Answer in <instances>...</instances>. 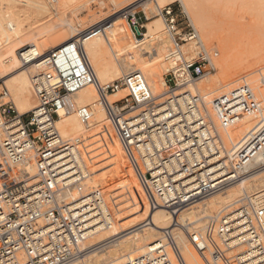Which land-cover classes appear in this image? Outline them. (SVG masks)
<instances>
[{
    "label": "built area",
    "instance_id": "1",
    "mask_svg": "<svg viewBox=\"0 0 264 264\" xmlns=\"http://www.w3.org/2000/svg\"><path fill=\"white\" fill-rule=\"evenodd\" d=\"M159 12L171 38L167 90L162 96L152 95L140 72L100 85L79 44L102 35L104 22L46 54L44 67L31 79L35 106L26 114H18L2 87L0 156L11 174H0V264H76L89 251L85 242L97 230L111 227V212L102 208L100 191L86 187L89 176L80 172L81 139H64L56 128L60 113L72 112L88 127L93 108L75 107L70 99L89 85L97 92V106L112 127L149 210L163 209L170 216L161 237L122 264H186L173 236L176 229L210 264L200 235L178 216L264 170V102L244 81L214 99L211 110L222 129H231L241 113L256 115L255 125L227 149L203 111V99L185 88L212 73L218 52L203 45L180 2ZM134 16L128 15L126 21ZM133 28L134 38H141L142 25L136 21ZM184 46L191 50L183 51ZM261 81L264 88V76ZM71 171L74 174L68 177ZM258 199L259 193L248 191L218 219V237L226 249L235 251L237 264H264V205Z\"/></svg>",
    "mask_w": 264,
    "mask_h": 264
},
{
    "label": "bare ground",
    "instance_id": "2",
    "mask_svg": "<svg viewBox=\"0 0 264 264\" xmlns=\"http://www.w3.org/2000/svg\"><path fill=\"white\" fill-rule=\"evenodd\" d=\"M139 1L137 3L138 7L142 6L144 9L147 8L150 10L151 14L153 10L148 8V6L151 2H154V10L160 16L159 11L161 8L158 7V3L155 0ZM183 1L185 0H181L182 4L184 3ZM257 2L262 10H264V0H257ZM43 6L45 5H42L40 0H0V38L1 33L3 32L6 37L5 42H7V48L4 50L0 49V81L4 80L8 76H11L6 82H10L9 84L11 89L15 94L17 102L16 111L19 115L25 114L30 109L27 96L29 94V88L32 81L31 79L35 77L36 74H38L44 67L43 59L46 54L62 43L76 39L81 34L80 31L78 32L77 30H74L73 33L77 32L74 35L75 37H73V35L72 37H66L64 40L56 44L53 41H49L47 38H42V36L33 35L32 26L39 23L37 18L42 16V13L46 12V9L44 8L47 7ZM183 7H185L184 4ZM3 19L4 23L2 24ZM112 20L113 19L108 22H104L103 20L98 21V23L94 25L104 22V33L102 35H96L86 41L81 40L79 44L101 86L108 84H102L105 80H112L113 77H116L117 75L123 76L131 72H140L144 76L146 69H148L147 71L150 72V76L152 78L159 77L161 73L159 67L161 62L160 58L161 54L165 50L167 53L164 57L165 65L163 71L167 73L170 69V63L167 60V57L168 52L171 49V38L167 32L162 33L160 26L157 23H148L146 28L142 25L144 31L142 32L141 38L137 39L134 38L133 32L130 29L131 34L135 39L134 44L136 45L127 46L123 41L125 39V33H122V29H119L120 31L116 33L113 29L118 25V23L117 21ZM150 20L151 18L147 16L146 21L148 22ZM124 27L129 35L127 26L124 25ZM197 34L199 35L198 31ZM15 46L18 47L19 50H11V48ZM182 49L183 51L191 50L187 46L182 47ZM103 50L109 54L114 61H116V70H113L108 64L107 59L103 58ZM144 55H148V57L146 56L148 60L145 59ZM3 56L5 57L1 59ZM166 61L168 63H165ZM19 62L22 63V65ZM19 64L20 66H18ZM7 66H10V68L7 69ZM213 68L214 70L211 74L216 72V65L214 62ZM10 71L12 73H9ZM198 81L190 83L186 86V91H189L191 94L200 95L199 87L194 86ZM242 81L249 85L245 79H242ZM146 83L154 97L165 94L166 91L161 94H156L155 87L147 80ZM211 91V88H209L205 91V95H200L204 103L203 111L214 123L220 138L228 149L231 145L238 142L255 125L256 115H250L244 119L243 122H240L241 124L235 129H222L211 110L212 103L209 102L210 99H208ZM115 95H111L109 100ZM70 100L75 107L87 105L93 108L92 121L88 127H83L73 112L60 113V119L56 122V128L60 136L64 139L77 138L76 136L81 133L83 128H87V130H91V128L93 129V133L90 135L85 136L82 134L85 137L81 153H83V160H85L83 161L84 165H82L81 162L79 163L80 172L89 177L92 176L91 173H94L99 177L101 176L103 182L100 184L106 185L107 181L104 173L105 165L103 161L104 158L102 156H107L106 160L108 158L115 161L123 179L126 181V184L121 185V189H125V195H128V198L131 199V204L133 206L129 210V215L133 219L142 220L136 224V226L119 232L117 227L121 223V216L116 207L114 205H110L111 209L109 208V210L111 212V227L109 229L97 230L96 233L85 242L84 246L88 248L89 251L86 252L84 258L76 264H122L123 261H126L128 258L140 256L149 244H151L156 238H160L161 231L169 227L170 216L163 209L150 211L148 208L147 211L148 204L147 201H145L146 198L145 196H142L139 186L135 183V175L133 176V171H131L125 163L127 160L125 161L123 158L124 154H122V149L118 139L114 134V131L104 112L97 106L98 97L95 88L91 85L86 86L74 93ZM87 165L89 166L87 167ZM29 170L33 174V169L30 168ZM1 173L11 174V171L6 166L4 159L0 156V174ZM73 174L74 172L71 171L68 177L73 176ZM262 174H264V170L250 178L238 182L237 184L241 183L239 185L234 184L230 186L223 193L213 194L202 203L182 212L178 216L179 222L183 223L185 221H189L191 224V230L200 235L206 249V259L210 264H235L232 261L233 257L225 256V252L235 253V251L232 249H226L222 245L218 237L217 228H215L213 224H215L216 221L218 223L220 214L234 206L241 196L249 189V191H256L259 193L258 201L261 205H264V178L260 177ZM91 181L93 180L91 179ZM238 191H243L244 193L237 198L236 192ZM101 196L104 200V206L102 208L104 209L105 206L109 207L107 206L102 193ZM221 206L223 207L219 211L218 216H215L213 213L214 209ZM144 222L148 223L140 225ZM144 230H148L146 231L147 233L142 234L139 237H134L135 233H141ZM175 231H177V229L173 230V236L185 263L200 264L199 260H201L204 264H206L201 255L189 246L185 234L181 231L175 234ZM153 235L155 239L148 244L147 241L153 237ZM97 236L98 238H96ZM221 246L224 249H222ZM217 257H219L218 260L216 259Z\"/></svg>",
    "mask_w": 264,
    "mask_h": 264
},
{
    "label": "rangeland",
    "instance_id": "3",
    "mask_svg": "<svg viewBox=\"0 0 264 264\" xmlns=\"http://www.w3.org/2000/svg\"><path fill=\"white\" fill-rule=\"evenodd\" d=\"M40 1L42 2V5H45L43 7L47 8H44L46 9V12L42 13L43 15L37 18L39 23L32 26V33L35 36L39 35L40 37L42 36V38H47L49 41L55 42V44L61 42L66 37H72V35L75 37L74 35L77 32L73 33L74 30L82 32L83 30L94 26V24L98 23V21L103 20L104 22H108L111 19H113L112 21H117L118 23V25L113 30L117 33L120 31L119 29H122V33H125V39L123 41L127 46L136 45L134 44L135 39L133 38L130 30L131 28L132 30L134 29L133 24H135L136 21L139 25H144L145 28L148 23H157L160 26L161 32L166 33L162 20H160V16L154 10V2H151V4L148 6V8L153 10L151 14L150 10L147 8L144 9L142 6L138 7L137 3L139 0H55L54 4H50L48 2L49 0ZM155 1L158 3V7L161 9L169 4H176L177 2L181 3V0ZM183 2L185 5L184 8L187 11L189 18L193 22L195 28L197 29L203 44L208 49L218 52V57L213 61L216 65V72L201 78L194 85L195 87H199L200 95H205V91L211 88L212 91L208 99H210L209 102L212 103L217 97L228 94L234 88L241 85L242 79H245L249 83L251 89L254 91L255 96L264 102V88L262 87L261 83L262 77L264 76V10H262V8L259 6L257 0H185ZM144 14L145 17L149 16L151 20L148 22L145 21ZM128 15L135 16L134 18H130L128 21H126ZM3 23L4 19L2 20V24ZM124 25L127 26L129 35L126 32ZM5 40L6 37L2 32L0 38L1 50L7 48V42H5ZM16 49L19 50V48L16 46L11 48L13 51ZM166 53L167 51L165 50L161 54V62L159 66L161 73L159 77L152 78L150 76V72L147 71L148 69H146L144 73L145 79L155 87L156 94H161L166 91V84L164 81L166 72L163 71L165 65L164 57ZM5 56H3L1 59H3ZM146 56L148 57V55H144L145 59L148 60ZM103 58L107 59L108 64L113 70L117 69L116 61H114V59L104 50ZM165 63L168 62L166 61ZM20 64L22 65V63ZM20 64L18 66H20ZM8 68H10V66H7V69ZM11 71L9 73H12ZM120 76L121 75H117L116 77H113L112 80L107 79L102 84L110 83ZM10 77L11 76H8L4 80L0 81V91L2 87L7 88L11 96L10 98L16 108L17 102L15 99V94L11 89L9 84L10 82H6ZM27 97L30 108L27 112H29L35 105V99L32 94L31 85ZM114 99L115 97H111L110 101H113ZM250 115H255V113H241L238 116L235 125L231 129L237 128L241 124L240 122H243V120ZM92 130V128L91 130L83 128L81 133L76 136L79 137L81 135L79 138L82 139L80 143L81 147L79 146L80 153L82 151L84 137L86 135L92 134ZM82 154L83 153H81V156H83ZM102 157L104 158V173L106 175L105 179L107 184H100L103 182L102 177H99L94 173H91L92 176L89 177L93 181L88 179L85 184L86 187L89 188H100L99 190L103 194L106 204L109 206L108 208L111 207L110 205H114L116 207L121 216V223L118 225L117 229L119 232H122L126 229L136 226V224L142 220L133 219L129 215V210L133 206L131 204V199L128 198V195H125V189H121V185L126 184V181L123 179L117 163L108 158L106 160L107 156ZM82 158H84V156ZM123 158L126 161L125 156ZM125 163L132 171L127 161ZM88 166L89 165H87V167ZM260 177L264 178V174L260 175ZM134 179L137 186H139L142 196L144 197L142 189H140L141 187L139 183H137L138 181L136 177ZM243 193V191L236 192V197L238 198ZM223 206L216 207L214 209L213 213L215 216H218V213ZM213 226L217 228V221L215 224H213ZM146 231L148 230H144L141 233H135L134 237H139L140 235L147 233ZM179 231L180 230L175 231V234H177ZM96 238H98V236ZM154 239L155 237L153 235V237H151L147 243L149 244V242H152ZM221 248L224 249L222 246ZM234 254V252H225V256L233 257L232 261L236 264L234 260ZM199 263L204 264V262L201 260H199Z\"/></svg>",
    "mask_w": 264,
    "mask_h": 264
}]
</instances>
